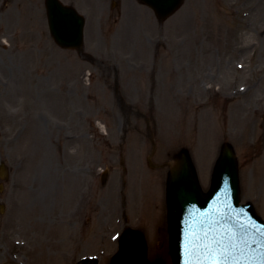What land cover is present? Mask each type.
<instances>
[{"label": "rangeland", "instance_id": "1", "mask_svg": "<svg viewBox=\"0 0 264 264\" xmlns=\"http://www.w3.org/2000/svg\"><path fill=\"white\" fill-rule=\"evenodd\" d=\"M62 1L86 17L82 53L55 44L44 0H0V264L103 250L110 264L127 228L173 264L167 173L183 149L208 191L232 144L242 202L264 219V0H184L164 21L137 0Z\"/></svg>", "mask_w": 264, "mask_h": 264}, {"label": "water", "instance_id": "2", "mask_svg": "<svg viewBox=\"0 0 264 264\" xmlns=\"http://www.w3.org/2000/svg\"><path fill=\"white\" fill-rule=\"evenodd\" d=\"M166 20L183 0H139ZM49 29L63 49L82 51L85 18L60 0H45ZM0 178L8 180L4 164ZM240 180L233 148L225 145L214 170L211 190L205 194L190 156L181 155L180 164L170 174L168 203L171 216L172 254L175 264H208L206 246L221 241L230 248V260L252 264L261 253L264 222L252 205L240 207ZM88 262H84L86 264ZM88 264H96L89 262ZM114 264H148L143 237L127 231Z\"/></svg>", "mask_w": 264, "mask_h": 264}, {"label": "snow or ice", "instance_id": "3", "mask_svg": "<svg viewBox=\"0 0 264 264\" xmlns=\"http://www.w3.org/2000/svg\"><path fill=\"white\" fill-rule=\"evenodd\" d=\"M260 257L252 264H264V236L261 239ZM230 248L223 246L221 241H216L214 246H206L205 253L208 256V264H241L239 261L230 260L227 252Z\"/></svg>", "mask_w": 264, "mask_h": 264}, {"label": "bare ground", "instance_id": "4", "mask_svg": "<svg viewBox=\"0 0 264 264\" xmlns=\"http://www.w3.org/2000/svg\"><path fill=\"white\" fill-rule=\"evenodd\" d=\"M154 202H155V200H153L151 202V204H153ZM144 204H149L148 196L144 197ZM151 219H152L151 227H152L153 231L155 232V230L160 228V226H159L161 224L160 221L163 219V217L161 216V204L159 202L154 204V211L151 214ZM159 231H160V229H159ZM165 233L167 234L166 230H165ZM153 234H154V237L157 238V240L160 239V237L157 235L156 232ZM157 257H159V256H157ZM166 262H168V260Z\"/></svg>", "mask_w": 264, "mask_h": 264}]
</instances>
